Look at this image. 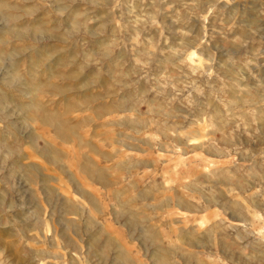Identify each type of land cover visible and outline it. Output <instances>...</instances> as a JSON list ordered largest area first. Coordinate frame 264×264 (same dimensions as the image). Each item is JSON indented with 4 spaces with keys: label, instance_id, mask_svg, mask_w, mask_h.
<instances>
[{
    "label": "rangeland",
    "instance_id": "1",
    "mask_svg": "<svg viewBox=\"0 0 264 264\" xmlns=\"http://www.w3.org/2000/svg\"><path fill=\"white\" fill-rule=\"evenodd\" d=\"M0 264H264V0H0Z\"/></svg>",
    "mask_w": 264,
    "mask_h": 264
},
{
    "label": "bare ground",
    "instance_id": "2",
    "mask_svg": "<svg viewBox=\"0 0 264 264\" xmlns=\"http://www.w3.org/2000/svg\"><path fill=\"white\" fill-rule=\"evenodd\" d=\"M61 132V131H60Z\"/></svg>",
    "mask_w": 264,
    "mask_h": 264
}]
</instances>
